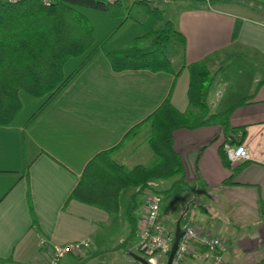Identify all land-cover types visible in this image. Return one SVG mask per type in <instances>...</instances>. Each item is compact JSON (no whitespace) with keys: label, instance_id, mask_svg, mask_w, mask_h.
Wrapping results in <instances>:
<instances>
[{"label":"crops","instance_id":"crops-1","mask_svg":"<svg viewBox=\"0 0 264 264\" xmlns=\"http://www.w3.org/2000/svg\"><path fill=\"white\" fill-rule=\"evenodd\" d=\"M179 1L188 2L179 3L170 20L186 44L184 55L171 56L173 65L179 70L204 61L213 75L207 96L210 113L233 110L227 127L180 128L173 134V147L184 164L180 184L193 192L197 188L191 204L197 206L194 214H200V223L190 220L180 228L183 232L196 226L221 237L226 246L222 264H264V19L233 12L240 5L250 9L245 0ZM258 2L264 7V0ZM188 83L185 67L176 78L143 69L114 71L98 52L30 122L28 116L21 124L13 120L0 126V264H43L53 245L80 240H89L90 248L67 254L58 264H93L104 257L137 264L131 251L138 250L144 199L156 191L144 192L136 201L134 224L127 219L131 195L124 209L120 202L118 214L68 198L86 163L116 145L168 92L171 104L185 111ZM226 142L245 146L249 158L224 166L220 148ZM131 157V167L153 161L142 139L129 142L126 166ZM229 179L231 183L223 184ZM29 203L37 220L34 227ZM211 210L218 215L213 217ZM242 229L243 240L237 236ZM230 244H237V257L231 255ZM182 264H211L210 253L194 243Z\"/></svg>","mask_w":264,"mask_h":264},{"label":"trees","instance_id":"trees-1","mask_svg":"<svg viewBox=\"0 0 264 264\" xmlns=\"http://www.w3.org/2000/svg\"><path fill=\"white\" fill-rule=\"evenodd\" d=\"M153 3L154 0H134L127 6L122 0H0V126L10 124L22 110L21 94L41 99L27 120L30 122L98 52H103L114 71L143 69L170 73L176 78L183 67L187 69V109L177 110L171 104V91L168 92L163 102L131 127L116 145L98 152L86 163L68 198V201L74 199L108 214H118L120 193L134 187L137 192L131 195L129 203L132 205L127 211L131 224L135 221L132 213L137 208L136 196L149 189L152 180L177 177L175 184L184 182V164L173 147L174 132L209 125L227 127L233 111L210 113L207 96L213 75L204 61L175 69L171 56L184 55L186 38L164 10ZM82 8L102 11L120 19L121 24L128 19L141 21L152 15L154 24L128 45L108 49L106 44L112 35L97 41ZM72 59L77 63L66 73L65 68ZM138 139L148 144L153 161L128 168L123 158L129 150V142ZM220 159L224 166H230L223 145ZM228 183L231 179L223 182ZM141 203H137L139 207ZM261 206L264 214V199ZM29 211L32 227L37 226L30 203Z\"/></svg>","mask_w":264,"mask_h":264},{"label":"rangeland","instance_id":"rangeland-1","mask_svg":"<svg viewBox=\"0 0 264 264\" xmlns=\"http://www.w3.org/2000/svg\"><path fill=\"white\" fill-rule=\"evenodd\" d=\"M122 1L127 6H130L132 1L134 0ZM245 1L247 2L248 6H250V9L245 10L243 9L242 5H240L239 7L231 8L233 9V12L250 15L259 19H264V7L263 5L259 4V0ZM182 2L179 0H154L153 5L159 6L161 9L164 10V13L167 18L173 19L177 14L179 7L182 5L179 3ZM81 11L84 13L89 23L93 26L94 37L97 41H102L109 35H112V37L108 40L106 44V47L108 49L128 45L129 43H131L134 37L144 33L145 31H148L153 27L154 24V17L152 15H147L143 18L141 16V21H134L132 19H128L126 20V22L121 24L120 19L111 18L102 11L83 8L81 9ZM76 63V59H72L71 61H69L68 65L65 68V72L68 73L70 70H72L75 67ZM21 97L23 101V108L14 119L15 125L21 124L23 121H25V119L30 116V114L37 108V106L41 102V99H33L26 96L25 94H21ZM133 163L134 157H131L130 159H128L126 164L129 168L133 165ZM143 163L146 164L148 162ZM174 180L175 178H171L168 180H152L150 183V188L144 191H156L158 193L160 197L159 215H161L162 223L169 227L173 232L175 230V223H178L180 227H183L185 223L190 220L200 223L199 212L194 214L195 209L193 208V206L196 205L191 204L195 201L194 199L196 198V195H194V192L197 191V188L194 187L193 189L195 191L193 192V190H191L186 184L182 185L173 183ZM133 193H136V188L134 187H127L120 193L119 199L123 209L127 205V201L130 195H132ZM141 199L142 195L137 194L136 201H139ZM210 212L213 217L215 215H218V211L213 212L211 210ZM243 232L246 233V230L242 229V231L237 234V236L240 237L241 240L244 239V236L242 234ZM115 239H117V236L114 237V240ZM236 240L239 241V238H236ZM235 248H237V244L229 245V250L233 253H231V255L233 256L235 254L237 257L239 253H236ZM248 251L251 252L249 249ZM252 256H255V250ZM112 260L115 262V264H124L123 261L119 260L118 258L114 259L112 257H104L103 260H101L99 263H96V261H94L93 264H113ZM75 261L79 262L80 260L75 259Z\"/></svg>","mask_w":264,"mask_h":264},{"label":"built area","instance_id":"built-area-1","mask_svg":"<svg viewBox=\"0 0 264 264\" xmlns=\"http://www.w3.org/2000/svg\"><path fill=\"white\" fill-rule=\"evenodd\" d=\"M14 2L16 0H8ZM226 158L229 162H242L249 158L248 150L243 145L223 144ZM160 197L151 192L144 199V217L139 224L138 250H132L131 255L141 257L148 264H165L170 251L173 236L167 227L159 221ZM197 243L205 247L210 253L211 264H222V256L226 246L224 240L214 234L202 232L196 226H188L180 237L177 248L170 264H182L186 256L192 251V244ZM43 241H41V245ZM89 240H80L66 245H53L43 264H58L59 260L70 253H80L89 249ZM137 264H143L137 262Z\"/></svg>","mask_w":264,"mask_h":264},{"label":"water","instance_id":"water-1","mask_svg":"<svg viewBox=\"0 0 264 264\" xmlns=\"http://www.w3.org/2000/svg\"><path fill=\"white\" fill-rule=\"evenodd\" d=\"M111 1H114V0H111ZM181 236H182V231H181V228H180L179 224H177L176 229H175V233H174V241H173L172 247H171V249H170V252H169V254H168V258H167V261H166L165 264H170L171 259H172L173 255H174V252H175V250H176V248H177L178 241H179V239H180ZM134 258H135L138 262H141V263H143V264H148V263H147L144 259H142L141 257H137V256H135Z\"/></svg>","mask_w":264,"mask_h":264}]
</instances>
